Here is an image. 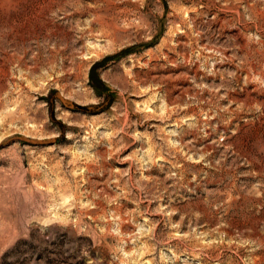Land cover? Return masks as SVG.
<instances>
[{
	"label": "rangeland",
	"instance_id": "374dc122",
	"mask_svg": "<svg viewBox=\"0 0 264 264\" xmlns=\"http://www.w3.org/2000/svg\"><path fill=\"white\" fill-rule=\"evenodd\" d=\"M0 264H264V0H0Z\"/></svg>",
	"mask_w": 264,
	"mask_h": 264
},
{
	"label": "water",
	"instance_id": "95a60500",
	"mask_svg": "<svg viewBox=\"0 0 264 264\" xmlns=\"http://www.w3.org/2000/svg\"><path fill=\"white\" fill-rule=\"evenodd\" d=\"M57 96L62 102L67 103L68 105H71L70 101L65 100L59 94H57ZM12 140H19V141L26 142L29 144H47V143L51 142L53 140V138L52 137L40 138V137L27 136L25 134H15V135H12V136L6 138L1 143L3 144L5 142H9Z\"/></svg>",
	"mask_w": 264,
	"mask_h": 264
}]
</instances>
